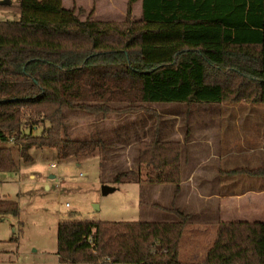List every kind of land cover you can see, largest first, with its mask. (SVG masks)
Listing matches in <instances>:
<instances>
[{
    "label": "trees",
    "instance_id": "16d2710c",
    "mask_svg": "<svg viewBox=\"0 0 264 264\" xmlns=\"http://www.w3.org/2000/svg\"><path fill=\"white\" fill-rule=\"evenodd\" d=\"M135 1L126 0L121 21L94 19L93 10L82 18L81 7L62 0L10 7L17 18L0 20V141L18 144L23 159L32 147L86 156L105 145L63 139V107L105 115L149 111L153 103H264V0H139L133 18ZM180 157L178 140H140L133 177L177 185ZM14 166L11 148L0 147V171ZM228 172L258 176L264 166ZM165 210L175 220L58 221V261L264 264L263 221L216 222L210 244L193 258L181 250L193 227L187 214ZM18 212L16 201L0 199V215Z\"/></svg>",
    "mask_w": 264,
    "mask_h": 264
},
{
    "label": "rangeland",
    "instance_id": "374dc122",
    "mask_svg": "<svg viewBox=\"0 0 264 264\" xmlns=\"http://www.w3.org/2000/svg\"><path fill=\"white\" fill-rule=\"evenodd\" d=\"M63 1L65 6L81 7L82 18L90 10L97 14V19L121 21L125 17L126 0ZM138 1L132 4L133 18L140 12ZM18 3L19 0H9V7L0 6V20L16 19L17 14L11 8ZM146 107L149 111L105 115L63 107V139L99 140L105 145L86 156L59 158L53 147H32L28 150L30 158L23 159L18 144L0 141V147L11 148L15 161L13 169L0 171V199L16 201L19 208L16 216L0 215V264H96L58 261L56 226L59 220L70 219L72 215L80 220L94 217V220L121 221L141 220L142 212H149L157 215L153 217L156 220H175L174 214L150 203L166 198L154 200L153 187L140 184L133 177L138 172L140 140H150L154 135L160 140H178L184 159L186 143L196 140L200 152L196 160L211 165H239V158L244 162L259 152L249 142L250 138L264 136V103H153ZM40 129L33 133L40 134ZM224 153L229 157L219 159ZM128 170L134 173L118 182L113 180L116 174ZM102 186L113 190L103 193ZM213 230V226L187 227L181 242L183 253L198 251L199 257L210 244Z\"/></svg>",
    "mask_w": 264,
    "mask_h": 264
},
{
    "label": "crops",
    "instance_id": "0c3cea01",
    "mask_svg": "<svg viewBox=\"0 0 264 264\" xmlns=\"http://www.w3.org/2000/svg\"><path fill=\"white\" fill-rule=\"evenodd\" d=\"M138 3L140 7V2L138 1ZM96 16L97 14L93 11L92 18L97 19ZM249 143L250 146L256 147L259 152L245 159L244 162L241 161L242 158H239L241 162L239 165H231L230 163L211 165L196 160V156L200 153L198 151L199 145H197L196 140L188 141L185 159L182 152L180 157V182L174 187L163 186L170 183H148L153 187L151 195L154 200H160L161 197L166 198V201L163 202L151 201L150 203L155 205L157 209L165 210L173 206L185 212L189 224L196 227H212L218 221L264 222V174L249 176L228 172V170L237 167L264 166V136L261 135V138L256 140L250 138ZM211 152L214 153L215 151L212 150ZM227 157L229 155L224 153L219 156V159ZM142 183L147 184L141 181L140 184ZM142 213L144 219L141 220L161 221L153 218L157 215H149V212ZM72 216L66 220H80ZM63 220L64 218L61 219V221ZM86 220H94V217ZM190 254V257L195 258L198 256V251Z\"/></svg>",
    "mask_w": 264,
    "mask_h": 264
},
{
    "label": "water",
    "instance_id": "95a60500",
    "mask_svg": "<svg viewBox=\"0 0 264 264\" xmlns=\"http://www.w3.org/2000/svg\"><path fill=\"white\" fill-rule=\"evenodd\" d=\"M5 4H9V0H0V5H5ZM50 178H53L54 175H50ZM113 190V188L111 187H107V186H102V192L103 193H107L109 191ZM97 207V206H96Z\"/></svg>",
    "mask_w": 264,
    "mask_h": 264
}]
</instances>
